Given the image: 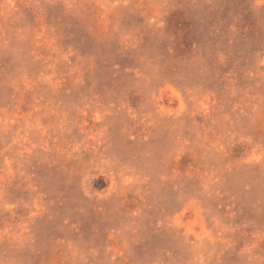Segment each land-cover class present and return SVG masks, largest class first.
Segmentation results:
<instances>
[{
  "label": "rangeland",
  "instance_id": "1",
  "mask_svg": "<svg viewBox=\"0 0 264 264\" xmlns=\"http://www.w3.org/2000/svg\"><path fill=\"white\" fill-rule=\"evenodd\" d=\"M0 264H264V0H0Z\"/></svg>",
  "mask_w": 264,
  "mask_h": 264
}]
</instances>
